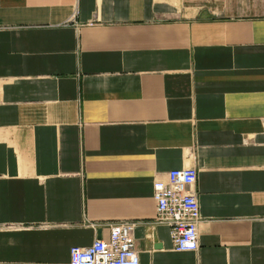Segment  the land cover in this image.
Wrapping results in <instances>:
<instances>
[{"label":"crops","instance_id":"crops-1","mask_svg":"<svg viewBox=\"0 0 264 264\" xmlns=\"http://www.w3.org/2000/svg\"><path fill=\"white\" fill-rule=\"evenodd\" d=\"M194 166L200 248L154 185ZM264 264V0H0V264Z\"/></svg>","mask_w":264,"mask_h":264},{"label":"built area","instance_id":"built-area-1","mask_svg":"<svg viewBox=\"0 0 264 264\" xmlns=\"http://www.w3.org/2000/svg\"><path fill=\"white\" fill-rule=\"evenodd\" d=\"M199 171L194 166L174 169L166 179L157 180L154 196L156 219L171 228L174 247L178 251L200 248L199 228L202 221L197 183ZM135 224L122 221L110 225V236L97 239L88 247L71 249L72 264H140L135 244Z\"/></svg>","mask_w":264,"mask_h":264}]
</instances>
